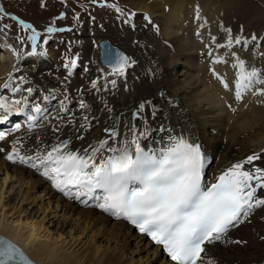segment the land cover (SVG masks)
I'll return each instance as SVG.
<instances>
[{
    "label": "bare ground",
    "instance_id": "6f19581e",
    "mask_svg": "<svg viewBox=\"0 0 264 264\" xmlns=\"http://www.w3.org/2000/svg\"><path fill=\"white\" fill-rule=\"evenodd\" d=\"M193 1L141 0L133 3L137 4L142 13L150 14L158 21L166 20L167 17L168 26L165 24L167 27L164 26L160 36L152 39H146L148 34L138 37L141 43H145L139 48L127 47L123 51L121 46L118 45L119 48L114 45L124 53L127 52L136 62L127 69L124 76H114L112 71L101 65L99 45L97 47L92 41L94 39L99 44L108 39L100 31L89 33L88 29L85 30L83 45L77 54L80 55L79 67L82 73L79 76L76 70L71 74L66 71L70 75L68 78L52 71L40 78L41 81H37L33 73L41 70V59L27 55L19 60L17 67H13L11 62L5 68L4 63H1L4 56H1L0 93L11 77V86L19 87L21 91L9 98V101L26 98L28 106L23 112L9 116L6 123L0 124V131L7 133L5 140L0 141V149H3L0 151V174L5 173L3 187L0 188V234L18 244L37 264H135L132 263L134 259L125 258L124 253L131 243H134L135 253H144L149 263H174L164 257L160 247L152 245L125 220L105 213L92 202L85 205L75 198L65 196L41 172L28 165L9 161L7 155L11 152L14 141L21 142V153L25 155H32L37 150L49 151L62 141L68 142L65 151H80L83 154V150L90 151V146L103 139H109L112 146H117L125 137L131 139V129L135 126L138 131L147 133L140 137L141 147L145 150H159L166 147L172 138L180 135L189 138L191 142L201 143L208 156L204 171L207 184L216 182L217 177L226 169L252 155H257L260 159L253 161L251 165L246 164L245 169L264 168V99L262 95H258L259 90L264 89V84L255 85V90L247 91L241 99H237L236 92L232 89L236 78H222V84L214 80L210 62L222 54L217 53L219 49L214 48V42H211L213 45L210 47L208 44L202 45L205 42L200 43L201 39L207 42L206 33L202 30L197 33L192 31V23L196 20L193 10L191 11ZM223 2L225 0H214L204 5L207 8L211 3L209 8L212 11H209V15L213 17L219 9L230 6ZM250 11L247 6L240 12L237 11V14L242 16L251 13ZM213 12L216 13L213 15ZM201 23L198 28L204 25ZM26 24L32 25L36 31L39 29L29 22ZM70 39L73 41L75 37L71 36ZM15 43L13 44L17 45ZM168 43H173L174 46L171 47ZM230 50L231 53L234 52L233 49ZM43 61L49 65L48 68L51 67L48 63L51 61ZM261 70L264 71V65ZM20 73L26 75L25 82L23 81L27 83L25 86L17 77ZM112 80H115V86L112 85ZM93 81H98L97 89L91 87ZM225 82L231 87H225ZM25 88H31L32 92L24 91ZM253 94L258 96H251ZM45 96L50 99L46 101ZM81 99L89 104L88 110L79 108ZM141 103L145 104L144 111L134 118L133 113ZM224 103L231 104L233 110L227 112ZM36 104L45 110L46 118H41L32 125L26 117L31 113L29 109H34ZM64 108L68 111H64ZM4 115L5 113L0 117ZM84 115L89 117L90 126L87 128L81 127L85 123ZM17 117H20L17 119L19 121L15 120L20 125L18 130L17 123L13 122ZM113 127L120 134L116 142L105 131L106 128ZM103 155L110 153L104 152ZM7 182L19 183L20 187L27 185L28 191L32 193L41 189L43 197L48 196L49 201L54 202L58 208L60 206L64 214L68 211L84 222L88 229L92 228L91 232L98 231L99 236H107L109 242L116 245L111 247L107 243V246H102L92 238L88 241L86 238L89 237L82 240H74L73 237L69 240L59 239L51 234H43L41 230L39 232L42 224L37 226L35 222L15 225L18 221H14V218L10 220L13 215H7L6 205L3 203L4 186ZM257 195L264 197V189L258 191ZM59 237H62L61 233ZM206 250L216 264H264V208L256 209L247 221L232 229L223 242L207 245Z\"/></svg>",
    "mask_w": 264,
    "mask_h": 264
},
{
    "label": "snow or ice",
    "instance_id": "6c2138e0",
    "mask_svg": "<svg viewBox=\"0 0 264 264\" xmlns=\"http://www.w3.org/2000/svg\"><path fill=\"white\" fill-rule=\"evenodd\" d=\"M101 6L121 11L115 4ZM3 11L0 7V12ZM20 24L30 32L27 39L31 42V52L28 55H37L38 42L43 34L24 21ZM4 27L8 28V25ZM65 30L71 31L48 27L46 32L52 34ZM225 31L228 33L227 43L218 47L247 44L248 41L242 37L233 40L230 29ZM212 39L215 42V38ZM256 39L253 35L252 40ZM44 43H48L47 38ZM105 59L112 66L114 76L126 75L127 69L136 63L124 53L110 48L105 52ZM77 60L78 57L64 64L69 74L77 67ZM236 61L235 67L239 69L235 83L236 97L241 99L255 85L264 84V74L255 68L247 70L245 61L238 57ZM213 62L226 61L216 57ZM11 79L9 77L10 82L3 87L11 89L13 94L21 91L19 87L11 86ZM111 83L115 86V80ZM97 84L98 81H93L91 87L97 89ZM224 86L228 87L226 82ZM27 91L31 93L32 89ZM258 94L264 95V89ZM44 99L47 101L50 97L45 96ZM27 106L26 98L9 101L7 97L0 96V112L5 113L0 117V124L6 123L13 113L23 112ZM33 107L34 114L28 119L35 125L39 119L46 117L39 104ZM89 107L83 99L79 101L80 109L88 110ZM144 108L145 104L141 103L133 117L137 118ZM63 110L68 111L67 108ZM83 120L85 123L81 127H89V117L84 115ZM19 127L17 124L16 129ZM105 131L116 142L119 131L115 127ZM131 131V139L125 137L117 146H112L109 139H103L90 146V151L83 150V154L80 151H65L67 142H61L49 151L37 150L32 155H25L21 153L23 145L17 140L13 142L7 159L41 172L65 196L85 205L92 202L105 213L128 221L155 244L161 245L174 264H216L205 246L223 242L230 231L247 221L256 209L264 208V197L257 195L264 189V168L245 169L246 164L251 165L260 157L249 156L226 169L215 183L206 184L204 171L208 156L201 143L191 142L180 135L172 138L166 147L156 151L145 150L141 147L140 137L147 133L138 131L135 126ZM6 136V132L0 131V141ZM104 152L110 155L104 156ZM0 264H32V261L19 247L0 238Z\"/></svg>",
    "mask_w": 264,
    "mask_h": 264
},
{
    "label": "rangeland",
    "instance_id": "374dc122",
    "mask_svg": "<svg viewBox=\"0 0 264 264\" xmlns=\"http://www.w3.org/2000/svg\"><path fill=\"white\" fill-rule=\"evenodd\" d=\"M140 1L141 0H96V2H93V0H0V7L4 9L3 12H0V58L2 55L5 58L1 59L2 61L4 59L3 62L0 61L2 64L4 63L3 65L5 68H8L11 62L13 67H17L19 65V60L31 52V42L27 39L30 32L25 30L20 24V21H24L25 23L29 22L34 24L39 28L37 30L43 34L37 46L38 54L35 56L28 55L31 58L42 60L40 66L41 70L39 69L36 73H33L37 78V81H41L42 79L40 78H42L47 72L52 71V73L58 72L62 77H65L66 75L68 78L70 76L68 75L69 71L65 69L63 63L65 64L67 61L77 57V67L74 70L78 71L76 74L79 76L82 73H80L81 69L79 67L80 55L77 54H79V49H81V46L83 45L86 29L89 30L87 31L89 33L100 31L105 37H107L105 39L110 40L113 45L117 47L121 46L122 48L119 47L121 50L126 49L127 47L139 48V46L145 44L141 43L138 39L142 34H148L146 39L160 36L162 31L168 26L166 21L168 18L166 17V20L160 19L158 21L152 15L142 13L137 4H133L139 3ZM209 1L211 3L214 2V0H194L192 2L194 4L193 7H188H191V11L193 10V17L196 18V20L193 21L194 23H192V25H194L192 26V31L197 33L202 30L203 33L207 34V42L204 39H201L200 43L205 42L202 45L208 44V47H210L213 45L211 42L213 43L212 38L214 37V48H218L219 51H217V53L220 52L219 54H222L221 58H225L224 60H226V62H224L225 64L214 63L211 60V70L213 74L214 72L216 73L213 76L214 80L222 82V78H230V76L237 80L239 75V69L235 67L237 57L245 61L247 70L250 71L252 68L257 69V66H259L257 70H260L263 74L264 71L261 70V66L264 65V0H225L226 4L230 6H225V10L219 9L218 13L213 12V15L216 13L213 17L209 15L211 14L209 11H212L209 8L211 3L205 8V5H207L206 3H209ZM225 2L223 3L225 4ZM113 4L119 7L121 11L117 12L113 7L101 6ZM247 6L249 10L251 9V13L239 16L237 11L240 12ZM197 10H199L200 20L197 18ZM233 10L236 11L233 13ZM12 17H16L17 19L14 20ZM212 19L214 20L212 21ZM88 21H90L89 27L87 26ZM200 21L203 22L204 25L198 28V26L202 24ZM199 22L200 24H198ZM186 23L189 25L188 21ZM165 24L167 26H165ZM5 25H8V28H5ZM46 27L71 29V31L65 30L48 34L46 32ZM226 29L231 30L233 40L242 37L248 41L247 44L234 45L231 48L218 47V44L225 45L227 43L228 33L225 31ZM253 35L257 37L256 40H252ZM71 36L75 37L76 40L74 39L72 41V38L70 39ZM114 37L117 38V40H115ZM46 38L48 39L47 44L44 43ZM10 39L15 41H9ZM21 41H23V43H21ZM13 43L17 45H14ZM92 43L96 44L97 47L99 45L94 39ZM168 44L171 45V47L174 46L173 43ZM13 49L16 51L14 52ZM230 49H233L234 52L231 53ZM255 52H257V54ZM17 53L19 54V57H17ZM125 53L127 54V52ZM9 54H12V56L10 57ZM43 60L51 61L48 62L51 67L48 68L49 65L43 63ZM74 70H72L71 73H73ZM17 77L19 82L24 84L23 86L27 84L24 83L26 75L20 73ZM236 80L234 83H236ZM228 87L230 88L231 85ZM27 89L28 88H25L24 91H27ZM232 89L236 92L235 84ZM258 89H261V87ZM251 90H255V87ZM15 95L16 93L13 94L11 89H3L0 93V96H5L8 100L11 97H15ZM258 95L254 96L253 94L251 96L257 97ZM262 96L264 99V95ZM262 102V105H264V100H262ZM223 106L226 107L227 112L228 110H233L231 104L226 105V103H224ZM236 107L237 106L234 108L236 109ZM29 111L32 115L34 114V109L31 108ZM0 114L3 115L4 113L0 112ZM26 118V120H29L28 115ZM17 119H20V117L14 119L13 122L18 124L19 122L17 121L19 120ZM4 180L5 173L3 172L0 174V188L3 187ZM4 188L5 202L3 203L6 205L5 211L7 215H13L10 220L14 218V221H18L15 225L25 222H35L37 223V226L42 224L39 232L43 231V234H51V236L53 235L59 239L69 240L73 237L74 240H82L83 238L89 237L86 238L88 241L93 239V241L102 246H107V243L111 247L116 245V243H110L107 236H99L98 231L94 230L91 232V230H93L92 228L89 227L88 229V226H86L84 222L79 221L78 217L72 216L68 211V214H64V211L61 210L60 206L58 208L54 202L49 201L47 198L48 196L43 197L44 194H42L41 189L32 193L28 191L27 185L20 187L19 183L9 182L6 183ZM60 233L62 234V237H59ZM131 245L127 247V250L124 252L125 258H133L134 262L132 263L135 264H153L149 263L147 261L148 259L146 260L144 253H135L134 243H131Z\"/></svg>",
    "mask_w": 264,
    "mask_h": 264
},
{
    "label": "water",
    "instance_id": "95a60500",
    "mask_svg": "<svg viewBox=\"0 0 264 264\" xmlns=\"http://www.w3.org/2000/svg\"><path fill=\"white\" fill-rule=\"evenodd\" d=\"M115 49V50H117V51H119V52H122V53H124L123 51H121L120 49H118L117 47H115L110 41H108V40H103V41H101L100 43H99V50H100V63H101V65L104 67V68H106V69H108V70H110V71H112V66L106 61V59H105V52H106V50H108V49ZM125 54V53H124ZM126 55V54H125ZM63 142H67V141H63ZM0 238H4L5 240H8V241H10L11 243H13L14 245H16L17 247H19L25 254H26V256L32 261V264H37L36 262H34L31 258H30V256L18 245V244H16V243H14L13 241H11L9 238H7V237H5V236H3V235H1L0 234Z\"/></svg>",
    "mask_w": 264,
    "mask_h": 264
}]
</instances>
